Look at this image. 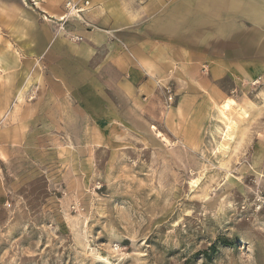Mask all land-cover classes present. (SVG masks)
<instances>
[{"label": "rangeland", "instance_id": "374dc122", "mask_svg": "<svg viewBox=\"0 0 264 264\" xmlns=\"http://www.w3.org/2000/svg\"><path fill=\"white\" fill-rule=\"evenodd\" d=\"M34 1L0 0V264H264L262 7L88 0L159 8L141 88L65 75L67 47H47L88 25L60 20L63 0ZM177 4L203 12L180 22Z\"/></svg>", "mask_w": 264, "mask_h": 264}, {"label": "crops", "instance_id": "0c3cea01", "mask_svg": "<svg viewBox=\"0 0 264 264\" xmlns=\"http://www.w3.org/2000/svg\"><path fill=\"white\" fill-rule=\"evenodd\" d=\"M185 1L187 0H182L183 4ZM181 5L182 4H177L173 6V13L180 14L177 17L180 22L186 21V13L192 11L203 12V9L199 7L195 10H189L187 6ZM247 5L250 6V9L247 8L248 11H254L256 5L262 7V11H264V0H261V2L260 0H250V2L247 0ZM148 9L150 10L148 11ZM158 9L157 7H146L144 10H138L136 8V11L133 10L128 12L123 10L120 12V15H116L118 10L111 5H90V7L82 13L81 18V21L88 25V27L81 28L80 26H76V28H68V32H65L68 36L81 37L80 41L66 43L64 39L55 38L47 48L51 50L56 45H65L67 47V49H63L60 55V66L64 71H67L65 73L67 76L92 78L93 80L97 77H101L102 82L105 83L107 82L106 77H122L123 73H126L125 76L133 80L132 83L140 84L141 88L144 85L148 87L149 84L147 80L150 78V73L156 63L155 61L144 63V61L151 60L150 54L153 50L145 46L149 43H155L153 39L149 41L146 27H151L148 26L147 23L152 24L153 19H155L153 16H155ZM134 14L135 16H133ZM54 17L57 19L59 16ZM170 21L169 19V22ZM77 24L79 25L80 22ZM78 27H80V29H78ZM123 45L125 48L127 47V50L123 49ZM129 52L133 53V55L135 54L133 59L136 57L138 65H135L129 58ZM146 74L149 76H145ZM135 78L138 80L137 82L134 81L136 80ZM154 78L157 77L154 76ZM85 81L86 80L78 81L77 84H85ZM261 93L264 99V89ZM224 101L221 103L214 102L218 110L222 107L220 105ZM241 110L245 109L241 108ZM225 112L228 113L229 109ZM258 143L263 146L260 165L264 173V140L263 142L258 140L257 144Z\"/></svg>", "mask_w": 264, "mask_h": 264}, {"label": "bare ground", "instance_id": "6f19581e", "mask_svg": "<svg viewBox=\"0 0 264 264\" xmlns=\"http://www.w3.org/2000/svg\"><path fill=\"white\" fill-rule=\"evenodd\" d=\"M35 4L39 7V1L35 0ZM60 20H63V17L60 18ZM234 103V100L231 98L226 99L220 106L218 110V117L219 120L222 123V127L220 129V137L222 139V142L218 145L220 148H225V144L223 143V140L226 139H231L232 138V133H233V128L236 126V121L231 118L227 113L225 112L228 110L229 106ZM240 114L246 115L245 110H241Z\"/></svg>", "mask_w": 264, "mask_h": 264}, {"label": "built area", "instance_id": "2783aa9c", "mask_svg": "<svg viewBox=\"0 0 264 264\" xmlns=\"http://www.w3.org/2000/svg\"><path fill=\"white\" fill-rule=\"evenodd\" d=\"M90 7L88 0H63V20L77 18L82 20V13ZM79 36H72L71 40H80Z\"/></svg>", "mask_w": 264, "mask_h": 264}]
</instances>
